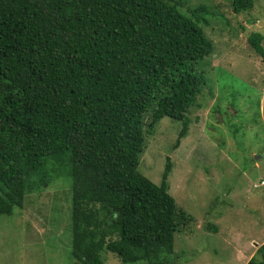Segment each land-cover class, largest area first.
<instances>
[{
	"label": "trees",
	"instance_id": "trees-1",
	"mask_svg": "<svg viewBox=\"0 0 264 264\" xmlns=\"http://www.w3.org/2000/svg\"><path fill=\"white\" fill-rule=\"evenodd\" d=\"M177 3L0 0V215L65 174L74 264H103L106 250L125 264H175L190 216L169 191L170 157L159 184L139 164L148 124L168 116L183 123L175 146L186 136L214 51L206 7ZM263 39L248 36L264 62ZM246 264H264V244Z\"/></svg>",
	"mask_w": 264,
	"mask_h": 264
},
{
	"label": "rangeland",
	"instance_id": "rangeland-1",
	"mask_svg": "<svg viewBox=\"0 0 264 264\" xmlns=\"http://www.w3.org/2000/svg\"><path fill=\"white\" fill-rule=\"evenodd\" d=\"M176 1L183 11L206 7L203 26L214 51L199 67L207 84L179 146L180 120L148 124L153 132L139 170L159 184L170 157L169 191L190 216L175 235V264H246L264 244V185L255 187L264 180V62L248 42L252 32L264 34V0L240 13L231 0ZM64 175L0 215V264H74L72 189ZM103 254V264H125Z\"/></svg>",
	"mask_w": 264,
	"mask_h": 264
},
{
	"label": "built area",
	"instance_id": "built-area-1",
	"mask_svg": "<svg viewBox=\"0 0 264 264\" xmlns=\"http://www.w3.org/2000/svg\"><path fill=\"white\" fill-rule=\"evenodd\" d=\"M259 184H260V185L264 184V181H261Z\"/></svg>",
	"mask_w": 264,
	"mask_h": 264
}]
</instances>
